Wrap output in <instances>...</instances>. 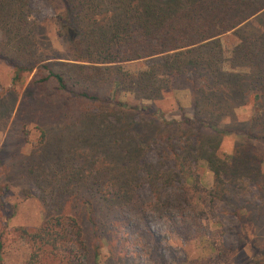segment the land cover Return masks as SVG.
I'll return each instance as SVG.
<instances>
[{"label":"trees","instance_id":"1","mask_svg":"<svg viewBox=\"0 0 264 264\" xmlns=\"http://www.w3.org/2000/svg\"><path fill=\"white\" fill-rule=\"evenodd\" d=\"M30 1L0 0V59L12 67L13 83L24 72L40 73L24 98L50 88L64 98L63 109H57L59 120L74 119L57 138L66 139L65 149L56 145L51 157H39L27 168L39 187L55 193L52 200L74 191L87 210L92 208L96 231L101 222L95 221V208L105 226L124 207L140 213L143 204L135 192L141 180L157 190L172 183L169 175L160 178L148 160V150L162 141L165 154L183 161L180 169L189 159L207 163L215 181L208 191L211 208L217 207L216 199L222 200L225 185H254L257 203L246 204L243 194L233 193L232 198L234 207L246 208L264 230V0H60L64 12L57 14V36L67 44L68 62H44L52 58H42L38 50ZM254 16L255 24L250 21ZM227 32L239 40L230 70L224 68L219 39ZM140 60L151 63L137 73L123 70V63ZM169 88L190 91V116L161 120L153 102ZM121 93L152 103L127 107L117 101ZM73 103L80 108L71 115ZM248 103L253 114L239 123L235 109ZM228 119L226 130H220ZM227 129L240 133L241 140L234 143L230 158L221 159L217 150ZM156 199L162 201L170 229H195L187 206L164 203L159 195ZM22 233L52 253H63L70 264L84 261L86 245L75 217L48 220L34 233ZM98 255L96 246L95 262Z\"/></svg>","mask_w":264,"mask_h":264},{"label":"rangeland","instance_id":"2","mask_svg":"<svg viewBox=\"0 0 264 264\" xmlns=\"http://www.w3.org/2000/svg\"><path fill=\"white\" fill-rule=\"evenodd\" d=\"M30 5L29 18L36 22L39 30L38 50L42 58H52L44 62H68L67 44L57 36V14L64 12L62 2L31 0ZM255 20V16L250 18L253 24ZM219 39L224 68L230 70L231 52L239 40L232 32ZM150 63L151 60H140L123 63L122 67L124 71L137 73ZM37 74L40 73L36 69L24 72L20 80L13 83L12 67L0 59V264H70L63 253H52L45 244L22 233L23 230L34 233L48 220L60 218L63 221L67 217H75L83 231L86 250L81 264H264V230L253 222L246 208H235L232 198L233 193L243 194L246 204L257 203L255 186L246 181L225 185L222 200L216 199L217 207L211 208L208 191L214 188L215 181L207 163L189 159L180 169L178 164L183 161L177 163L174 156L165 154L162 141L148 150V160L154 164L160 178L169 175L172 183L157 190L141 180L142 186L135 192L143 204L140 213L132 206L124 207L117 219L107 218L110 223L105 226L102 219L97 218L95 208V221L101 222L96 231L92 208L87 210V204L83 199L77 200L74 191L52 200L55 193H50V188L39 187L27 168L39 157H51L56 145L65 149L66 139L57 138L73 126L74 119L68 123L59 120L57 109H63L64 98L54 96L50 88H38L31 98H24L33 89L31 80ZM37 96L40 100L35 101ZM117 101L127 107L152 103L138 101L129 93H121ZM35 102L39 105H34ZM153 104L160 110L161 120L178 121L181 113L190 116V91L166 89ZM71 105L76 107L68 112L72 115L80 107L75 103ZM252 114V103L234 112L236 121L242 124ZM228 123L229 119L222 122L220 130H226ZM40 124L47 131L45 137ZM240 140V133L227 129L217 150L218 157L230 158L234 143ZM158 195L164 203L175 206L181 202L182 206H187V214L196 219L195 229H170L160 208L162 201L156 199ZM96 246L99 255L95 262L93 249Z\"/></svg>","mask_w":264,"mask_h":264}]
</instances>
